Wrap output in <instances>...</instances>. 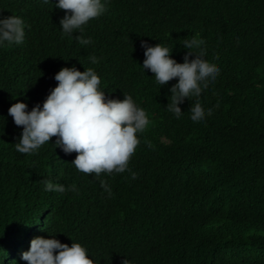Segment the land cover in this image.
<instances>
[{"label":"trees","instance_id":"trees-1","mask_svg":"<svg viewBox=\"0 0 264 264\" xmlns=\"http://www.w3.org/2000/svg\"><path fill=\"white\" fill-rule=\"evenodd\" d=\"M116 2L143 12L137 25L116 6L82 26L79 35L91 38L82 45L75 32L61 36L52 5L0 0V16L25 25L20 44L0 45V264H26L30 239L50 233L81 243L96 264H264V0ZM193 37L219 68L199 97L212 112L196 124L191 101L179 117L165 107L176 78L160 86L140 66L141 40L167 45L182 62L180 42ZM72 65L93 68L107 96L128 93L146 110L128 161L135 177L77 171L75 151L55 148V137L33 153L15 149L22 126L9 105L41 103L53 74ZM43 178L65 190L45 191Z\"/></svg>","mask_w":264,"mask_h":264},{"label":"clouds","instance_id":"clouds-1","mask_svg":"<svg viewBox=\"0 0 264 264\" xmlns=\"http://www.w3.org/2000/svg\"><path fill=\"white\" fill-rule=\"evenodd\" d=\"M37 1L57 9L61 36H73L75 32V39L82 45L91 39L79 35L82 26L99 21L103 12L118 6L123 17L134 26L143 15L141 10L129 4H111L112 0ZM24 27L19 16H0V45L5 42L20 44L24 39ZM180 43L186 50L182 62L171 55L173 50L167 45L141 40L144 58L140 66L144 72L150 71L154 82L160 86L176 78L169 86L166 109L179 117L182 112L179 105L187 99L191 101L189 121L203 123L212 107L202 108L199 97L202 90L214 82L219 68L204 58L203 40L193 37ZM89 59L93 64L98 60L96 56ZM52 78L56 84L50 87L41 103L33 104L29 109L25 101L16 100L7 108L13 123L22 126L18 140L16 138L14 142L15 149L33 153L55 137L52 143L55 148L59 147L66 154L75 151L70 163L77 171L99 177L102 171L112 174L128 170L135 177L136 173L128 169V161L139 142L137 133L149 123L146 110L128 93L123 92L122 99L107 96L99 87L100 77L91 67L81 71L75 65L61 66ZM42 183L45 191L65 190L64 184L48 178H43ZM100 184L108 189L103 179ZM68 190L77 189L70 184ZM86 251L72 238L69 245L50 233L32 237L27 250L21 251L20 259L26 264H96ZM121 264H130V261L124 258Z\"/></svg>","mask_w":264,"mask_h":264}]
</instances>
